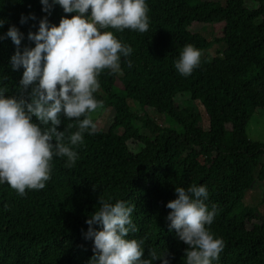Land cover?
Returning a JSON list of instances; mask_svg holds the SVG:
<instances>
[{"label":"trees","instance_id":"trees-1","mask_svg":"<svg viewBox=\"0 0 264 264\" xmlns=\"http://www.w3.org/2000/svg\"><path fill=\"white\" fill-rule=\"evenodd\" d=\"M249 1L253 8L245 0H145V32L105 29L132 48L121 57L120 71L104 69L97 77L96 110L111 109L113 121L106 131L97 127L96 133L83 134L82 144L70 145L78 157L72 167L53 156L43 188L21 196L0 184V264H87L92 242L82 232L99 207L98 197L133 206L137 231L128 238L144 241V258L149 250H166L170 264H183L187 245L169 231L165 204L175 198V186L193 183L206 186L204 202L215 206L206 227L224 242L212 264H264V216L245 202L258 183L264 185V141L248 134L254 113L264 110V0ZM29 12L37 20L19 24L21 13ZM44 15L39 0H0V18L6 20L0 33L14 24L25 34L21 46H34L27 33L36 31ZM71 15L57 5L48 19L58 24ZM205 27L219 30L214 40L203 34ZM214 43L224 47L215 55L208 52ZM186 45L199 50L200 62L185 77L174 61ZM14 50L10 39L0 40L6 95L19 94L23 69L9 65ZM199 105L208 117L207 130ZM151 113L181 132L159 125ZM61 121L58 130L67 129V143L76 124L63 116Z\"/></svg>","mask_w":264,"mask_h":264},{"label":"clouds","instance_id":"clouds-1","mask_svg":"<svg viewBox=\"0 0 264 264\" xmlns=\"http://www.w3.org/2000/svg\"><path fill=\"white\" fill-rule=\"evenodd\" d=\"M46 15L37 21L36 31H28L27 39L34 46H21L25 34L9 24L0 33L15 45L9 57L12 70L23 69L16 84L18 95H6L0 83V184L7 183L23 196L26 189H41L50 178L53 156L64 157L66 167H72L77 152L71 146L83 143V134L97 132L90 114L100 102L93 95L99 88L98 75L102 70L120 71L121 57L131 54L132 48L122 44L112 31L124 29L145 32L148 25L145 0H39ZM63 13L58 24L49 21L54 6ZM87 13V14H86ZM36 21L35 14L21 13L19 24ZM6 20L0 18V28ZM200 62V52L191 45L184 46L174 61L175 70L188 76ZM3 77H0L2 81ZM61 116L75 121L76 131L65 143V131L58 130ZM83 117V118H81ZM71 127V125H69ZM175 198L165 207L169 231L187 247L183 264H212L224 248V242L206 227L213 222L215 206L204 201L208 191L203 184L187 188L174 187ZM97 204L82 232L92 242V255L87 264H170L166 250H149L144 258V241L129 239L137 231L131 214L133 206L126 201L111 202L98 197ZM96 225L97 227H93Z\"/></svg>","mask_w":264,"mask_h":264},{"label":"rangeland","instance_id":"rangeland-1","mask_svg":"<svg viewBox=\"0 0 264 264\" xmlns=\"http://www.w3.org/2000/svg\"><path fill=\"white\" fill-rule=\"evenodd\" d=\"M220 1H225V0H220ZM246 4L248 7L253 8L254 5L252 2L249 0H245ZM215 27H205L203 29V34L209 38L210 40H214V37L218 35L219 30L214 29ZM224 47L221 44H216L212 46V48L208 51L210 54H216L217 50H223ZM129 106L132 108L133 111H137V105L131 101L128 100ZM199 109L201 111L202 115V120H201V125L203 130H207L208 128V117L207 114L205 113L204 109L202 108L201 105H199ZM101 110H96L92 114V118H96V124L97 127L100 130L106 131L112 121H113V112L111 109L101 111ZM150 116L159 124V125H164L177 131L181 132V129L177 127L175 124L171 123L168 119L164 117L157 116L154 113H151ZM248 125V134L250 138L254 141H264V110H259L258 112L254 113L251 121ZM146 134L147 131H144ZM134 150H137V146L134 145V143L131 144ZM264 185L261 183H258L250 192H248L247 197H246V204L252 207H258L263 216H264Z\"/></svg>","mask_w":264,"mask_h":264}]
</instances>
